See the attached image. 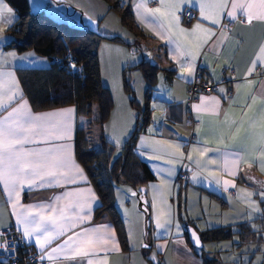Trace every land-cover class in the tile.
I'll list each match as a JSON object with an SVG mask.
<instances>
[{
	"label": "crops",
	"instance_id": "0c3cea01",
	"mask_svg": "<svg viewBox=\"0 0 264 264\" xmlns=\"http://www.w3.org/2000/svg\"><path fill=\"white\" fill-rule=\"evenodd\" d=\"M120 1L123 5L131 6L137 23L146 35L141 36L140 40H144L149 51L155 49L158 52L157 65L160 67L153 95L148 101L150 120L135 146L138 157L147 163L155 176L141 187L150 212L148 234L145 231L141 233L138 214L132 227L121 215L129 244L125 249L110 215L96 214L101 198L77 156V133L79 129L89 126L88 118L80 114L74 104L33 108L25 95L19 69L48 67L51 62L48 63L47 56L34 49L19 51L7 46L13 38L8 31L12 25H3L4 21H0V72L13 74L12 79L18 82L19 92L15 100L0 108V119L24 101L32 116L66 109L74 111L70 115L40 121V127L28 136L27 142L18 146L25 151L66 157L69 166L58 169L55 178L46 176L44 186H39L40 181L32 187L25 186L18 200L9 198L0 183V229L11 226L19 228L25 242L46 259L52 248L61 246L63 251L52 254L51 264H89V261L91 264H264V207L261 204L264 197L258 194L264 191V167L261 166L259 148L261 122H264V52L261 51L264 48V19L254 18L251 23L241 21L240 18L245 16L237 10L231 27L221 28L225 18L232 19L227 16V12L231 11V0H228V8L219 10L222 14L216 18L220 19V24H213L211 20L201 17V3L206 0H166L164 6L158 0H148L146 6L139 9V15L136 4L141 0ZM3 2L14 15L17 13L6 0ZM247 2L256 5L253 8L255 17L259 11V0ZM155 8H161L165 15L157 13L154 17L147 11ZM186 8L196 12L190 21L178 16V12ZM173 14L178 20L174 19ZM197 24L201 28L193 32ZM204 29L216 35L209 38V33ZM144 57L147 58L144 54L133 58L131 54L128 65ZM253 64L254 71L248 75ZM198 71L204 79L217 83L218 87L214 92L198 94L193 105V116L197 123L192 127L187 121V88ZM139 73V69H134L131 79L133 89L136 88L139 99L145 104L148 83L145 77L144 82L141 80ZM119 94L121 96L114 100L106 123L109 124L110 135L105 140L117 150L115 154L122 149L137 123V113L130 103L129 94ZM212 97L219 103L213 101ZM194 106L200 107L197 109ZM249 132L252 135L246 136ZM192 134H195L194 138ZM233 153L238 154V160L237 156L230 155ZM76 167L82 170L81 174L77 173ZM182 173L187 176H181ZM254 180L260 181L262 186ZM224 181L230 182L226 190ZM118 189L116 185L115 204L119 212H123L125 204L121 201L122 193L130 190ZM133 191L137 192L135 189ZM230 191L234 193L230 194ZM179 193L183 194L180 200ZM245 193L254 195L246 199ZM196 198L200 199L199 204ZM253 202L255 207L252 206ZM13 203L16 204L15 209ZM32 205H54L58 210L63 209L67 217L58 221L65 227L64 235L53 239L43 253L35 242V236L39 233H34L31 238L25 237L24 225H18L16 220V215L25 210L37 220L41 215L46 217L52 214L50 210L29 207ZM56 214L59 216V211ZM187 221H191L199 233L216 226L235 227L247 222L259 237L251 245L247 242L238 244L239 241L231 244L227 238L204 241L203 248H197L189 240ZM160 224L164 227H160ZM81 229H96L90 235L108 240V244L97 243L88 256L73 257L71 247L65 246L64 241ZM73 239L76 237L73 236ZM206 258L211 262L207 263Z\"/></svg>",
	"mask_w": 264,
	"mask_h": 264
},
{
	"label": "trees",
	"instance_id": "16d2710c",
	"mask_svg": "<svg viewBox=\"0 0 264 264\" xmlns=\"http://www.w3.org/2000/svg\"><path fill=\"white\" fill-rule=\"evenodd\" d=\"M6 1L18 13L14 24L8 29L13 38L7 46L15 47L19 51L34 49L51 60L48 67L19 69L25 95L33 108L46 109L74 104L80 114L91 117L94 107L98 106L99 117L96 121L106 122L115 101L110 88L102 82L99 39H120L117 36H104L88 25L56 20L45 11L33 12L29 0ZM108 2L110 9L120 15L124 26L137 35L146 36L130 5H123L120 0ZM55 56L62 60L55 62ZM71 57L76 59L74 64L69 61ZM134 69H140L148 83L144 105L137 99L132 86L131 73ZM159 70V65L145 57L124 69V86L137 113V123L118 154H115L116 150L104 138L101 140L106 148L88 149L87 139L83 136L84 128L77 133L78 159L85 166L101 198L96 214L110 215L125 249H128L129 244L124 220L115 204V186H129L137 190L144 200L145 193L141 187L155 178L147 163L138 157L135 146L140 133L150 120L151 108L148 101L153 95ZM182 196L179 193V200ZM261 204L264 207V200H261ZM187 223L192 224L191 221ZM234 234L239 235V243L254 241L259 237L247 222L239 223L235 227L216 226L200 232L203 242L232 238ZM206 262L211 261L206 258Z\"/></svg>",
	"mask_w": 264,
	"mask_h": 264
},
{
	"label": "snow or ice",
	"instance_id": "6c2138e0",
	"mask_svg": "<svg viewBox=\"0 0 264 264\" xmlns=\"http://www.w3.org/2000/svg\"><path fill=\"white\" fill-rule=\"evenodd\" d=\"M158 2L162 6L166 5V0H158ZM147 3L148 0H141V3L136 4L137 15L140 14L139 9L145 7ZM167 6L170 7L171 5L168 4ZM228 7V0H206V2L201 3L200 15L204 20H211L213 24H220V19L216 18L222 14L219 10ZM230 7L231 11L227 12V16L232 19L236 18L237 10L242 12L247 18L246 22L248 23H251L254 18L264 19V0H259V11L256 13L255 17L253 14V8H255L256 5L247 2V0H231ZM147 11L154 17H156L157 13L165 15L161 8L147 9ZM157 19L159 18L157 17ZM174 19L178 20V17L174 16ZM13 20L14 13L12 12V9L7 7L3 0H0V21H5L11 24ZM161 27H163L162 24ZM200 28L201 25L197 24L192 31L195 32ZM181 31L185 30L181 29ZM204 31L209 33V38L216 35V33H211L209 29H204ZM177 47H179V45ZM261 51L264 52V48H262ZM254 68L255 64L249 69L248 75L252 74ZM189 71L191 72V62H189ZM12 75L13 74L10 72H0V77L8 78L7 80L0 79V108L4 107L5 103H11L15 100L16 95L19 92L18 82L12 79ZM220 91L223 90L221 89ZM203 99L208 98H202V100ZM211 99L215 101V97H212ZM215 102L217 104L219 103L218 101ZM194 107L199 109L200 106ZM73 111L74 109H66L60 112L46 113L41 116H32L28 110L27 102L24 101L23 103H20L18 107L12 108L7 116L0 119V183L3 184V188L7 191L9 198L18 200L19 193L25 186L32 187L37 181H40L39 186H44L43 182L46 176L55 178L58 176V169L67 168L69 166V160L66 157L44 155L43 152L25 151L22 147L18 146L27 142L28 136L34 132L35 128L40 127V121L54 116L70 115ZM236 131L239 132V128H237ZM251 135L252 133L250 132L246 133V136ZM259 138L261 141L259 145L260 156L262 158L261 166L264 167V122H261ZM230 155L237 156L238 160L237 153ZM227 164L228 157L226 156L225 167H227ZM76 171L78 174L82 173V170L78 167H76ZM223 183L226 190L227 186L230 185V182L224 181ZM231 186L234 187L235 185L231 184ZM258 194L264 197V191H260ZM252 195H254V193H245V198H250ZM57 199L59 198L57 197ZM252 206L255 207L254 202L252 203ZM15 207L16 204L13 203V209H15ZM29 207H39L42 210H50L52 213L46 217L41 215L39 220L31 216L28 210L16 215L18 225H24L23 235L25 237L31 238L34 233H39L35 236V242L43 253L46 246L49 245L53 239L64 235L65 227L58 221L67 219V217L65 216L63 209L58 210L54 205H32ZM58 211L59 216L56 214ZM159 226L164 227L163 224H160ZM70 227H75V225H70ZM95 231L96 229H81L80 232L68 236L67 240L64 241V245L71 247L73 257L88 256L90 252L94 251L97 243L108 244V240L94 238L90 235V233H94ZM109 235L114 239L112 234ZM73 236L76 237L75 240L73 239ZM196 239L198 243V237ZM144 246L146 247L147 245ZM6 247L7 245L5 244V250ZM60 251H63L61 246L52 248L51 251L47 253V258L49 260L53 259L52 254ZM41 259H44V255H41ZM89 264H91V261H89Z\"/></svg>",
	"mask_w": 264,
	"mask_h": 264
},
{
	"label": "rangeland",
	"instance_id": "374dc122",
	"mask_svg": "<svg viewBox=\"0 0 264 264\" xmlns=\"http://www.w3.org/2000/svg\"><path fill=\"white\" fill-rule=\"evenodd\" d=\"M29 1L31 10L33 12L45 11L47 14L51 15L56 20H65L75 25H88L104 36H117L121 40L114 41L110 39H99L98 45L102 82L105 86L110 88L114 100L119 99V96H121V94L119 93H125L122 95H127V91L124 86V69L128 66V59L130 58L131 54L133 58H138L139 56L142 57V55L144 54L147 59H151L154 64H157L158 62L156 54L158 52H155V49H150L149 51L145 45L144 40H140L141 36L135 34L133 31L123 25L120 15L116 11L110 9L108 0ZM17 17L18 13L14 15V20L11 24L4 21L3 25H13ZM134 43H136V45H134ZM129 44L135 46L136 48L134 47L133 50H131L130 47L132 46H129ZM47 61L48 63L51 62L48 57ZM136 71L137 70H135L133 74H135ZM139 72V74H141L139 76H141L140 78L143 81V73L140 69ZM133 83L132 86L134 85ZM134 90L136 92L137 99L144 104V101L139 99L135 87ZM98 117V106L94 107V111L91 117H85L88 118L89 126H86L84 128L83 136L87 139L88 149L92 150H100L102 148H106L105 144L102 142L101 139H105L107 136L110 135L108 132V130L110 129L109 124L106 125L108 120L104 123H100L96 121V118ZM118 188V190H121V188H127L128 190H130V192L123 191L122 193L121 201L124 202L125 206L122 207L123 212H120L121 215L124 216V220L127 219L129 226L132 227L136 218L135 216L138 214L140 217L141 233L144 234L145 213L139 208V197L136 193H134V189L129 186L118 185ZM121 192L122 191H120V193ZM196 200V203L199 204L200 199L196 198ZM227 241H229L231 244L233 243V241L237 243L239 241V235L234 234L233 237L229 238V240ZM252 242L253 241H249L246 244L251 245Z\"/></svg>",
	"mask_w": 264,
	"mask_h": 264
},
{
	"label": "built area",
	"instance_id": "2783aa9c",
	"mask_svg": "<svg viewBox=\"0 0 264 264\" xmlns=\"http://www.w3.org/2000/svg\"><path fill=\"white\" fill-rule=\"evenodd\" d=\"M196 15V12L191 8H186L178 12V16L185 21L192 20ZM241 21H246L247 18L241 17ZM233 19L225 18L221 28H229L233 24ZM55 62H60L61 57L55 56L53 59ZM70 63L74 64L76 59L71 57L69 59ZM218 87L217 83H212L203 78L200 71H198L189 84L187 88V98H186V107L188 112V124L192 127H195L197 121L193 116V105L197 100V96L200 93H209L214 92ZM195 137V134H192V138ZM191 138V139H192ZM187 176L186 173H182L181 176ZM259 186L261 182L254 180ZM233 191H230V194H233ZM7 245L6 250L4 245ZM0 264H51L50 260L44 258L41 259V255L35 248L26 243L22 238L19 230L14 227H8L0 229ZM162 264V262H160Z\"/></svg>",
	"mask_w": 264,
	"mask_h": 264
},
{
	"label": "water",
	"instance_id": "95a60500",
	"mask_svg": "<svg viewBox=\"0 0 264 264\" xmlns=\"http://www.w3.org/2000/svg\"><path fill=\"white\" fill-rule=\"evenodd\" d=\"M137 196L139 197V208L145 213V232L148 234L150 229V212L147 206V203L143 198L140 196L139 192H136ZM187 232L189 236V240L193 246L197 248H203L204 242L201 239L200 233L197 228L192 224H187ZM198 237V243L197 238Z\"/></svg>",
	"mask_w": 264,
	"mask_h": 264
}]
</instances>
